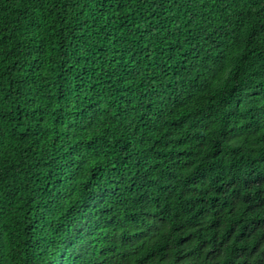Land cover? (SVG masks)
<instances>
[{
	"label": "trees",
	"instance_id": "1",
	"mask_svg": "<svg viewBox=\"0 0 264 264\" xmlns=\"http://www.w3.org/2000/svg\"><path fill=\"white\" fill-rule=\"evenodd\" d=\"M0 264H264V0H0Z\"/></svg>",
	"mask_w": 264,
	"mask_h": 264
}]
</instances>
